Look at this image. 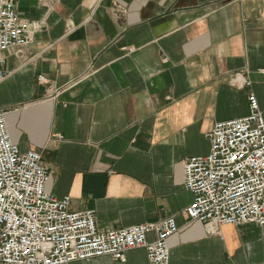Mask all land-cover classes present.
<instances>
[{"label":"crops","instance_id":"obj_1","mask_svg":"<svg viewBox=\"0 0 264 264\" xmlns=\"http://www.w3.org/2000/svg\"><path fill=\"white\" fill-rule=\"evenodd\" d=\"M27 45L4 53L0 109L47 191L99 229L172 217L168 264H264V229L208 233L187 221L183 163L206 156L217 122L264 117V0H16ZM147 239L152 241L153 234ZM125 263L99 257L71 264Z\"/></svg>","mask_w":264,"mask_h":264},{"label":"built area","instance_id":"obj_2","mask_svg":"<svg viewBox=\"0 0 264 264\" xmlns=\"http://www.w3.org/2000/svg\"><path fill=\"white\" fill-rule=\"evenodd\" d=\"M16 0H0V82L4 53L30 41L39 23L24 25ZM246 116L217 122L206 156L183 163V187L192 195L189 222L208 233L251 223L264 229V117L253 95ZM0 109V264H71L99 257L125 263L143 249L147 264H168V240L178 232L172 217L118 230L99 229L92 211L71 212L69 199L47 191L48 172L34 151L21 152ZM149 234L154 239H147Z\"/></svg>","mask_w":264,"mask_h":264}]
</instances>
